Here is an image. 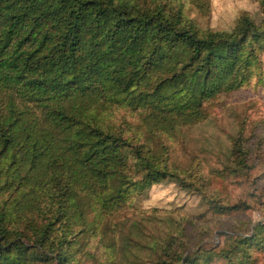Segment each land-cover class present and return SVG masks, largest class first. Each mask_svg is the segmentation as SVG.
Masks as SVG:
<instances>
[{
	"label": "trees",
	"instance_id": "obj_1",
	"mask_svg": "<svg viewBox=\"0 0 264 264\" xmlns=\"http://www.w3.org/2000/svg\"><path fill=\"white\" fill-rule=\"evenodd\" d=\"M182 8L0 0V264H66L70 235L93 229L90 212L112 214L173 175L107 120L114 104L140 109L146 132L171 137L248 76L264 28L242 15L231 32L202 31Z\"/></svg>",
	"mask_w": 264,
	"mask_h": 264
},
{
	"label": "rangeland",
	"instance_id": "obj_2",
	"mask_svg": "<svg viewBox=\"0 0 264 264\" xmlns=\"http://www.w3.org/2000/svg\"><path fill=\"white\" fill-rule=\"evenodd\" d=\"M179 1L202 31L231 32L242 15L264 28V0H206L201 10ZM253 47L241 84L171 137L146 132L140 109L107 110L109 122L136 134L145 150L148 143L173 175L132 192L112 214L90 212L93 229L70 235L76 243L66 264H264V38ZM239 133L242 163L233 150Z\"/></svg>",
	"mask_w": 264,
	"mask_h": 264
}]
</instances>
